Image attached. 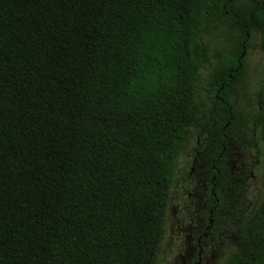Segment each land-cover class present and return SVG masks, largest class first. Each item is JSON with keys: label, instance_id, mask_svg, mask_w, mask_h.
<instances>
[{"label": "trees", "instance_id": "1", "mask_svg": "<svg viewBox=\"0 0 264 264\" xmlns=\"http://www.w3.org/2000/svg\"><path fill=\"white\" fill-rule=\"evenodd\" d=\"M220 37L215 91L264 54V0H0V264H161ZM227 264H264V199Z\"/></svg>", "mask_w": 264, "mask_h": 264}, {"label": "flooded vegetation", "instance_id": "2", "mask_svg": "<svg viewBox=\"0 0 264 264\" xmlns=\"http://www.w3.org/2000/svg\"><path fill=\"white\" fill-rule=\"evenodd\" d=\"M247 76L245 61L235 83L217 91L210 84L212 123L195 143L190 140L187 161L176 169L163 242L166 264H227L264 199V140L256 127L263 75L254 86Z\"/></svg>", "mask_w": 264, "mask_h": 264}, {"label": "rangeland", "instance_id": "3", "mask_svg": "<svg viewBox=\"0 0 264 264\" xmlns=\"http://www.w3.org/2000/svg\"><path fill=\"white\" fill-rule=\"evenodd\" d=\"M259 39L257 38L253 42V46L245 55L246 61V73L248 81L252 86L257 85L260 81L263 71H264V54L258 47ZM209 52H208V60L209 62L206 64L204 68L200 71V78L198 82V97L201 101V104L204 107V110L209 115L210 110L212 109V94L210 92V84H211V77L210 72L211 68L215 66L220 56H227L228 51L230 49V42L227 41L225 38H213L210 39L208 42ZM251 90V89H250ZM193 143L196 142V135L192 137ZM191 147H188L184 150L182 155L179 158V166L182 169L187 161V156L191 152ZM167 242L164 245L163 252L161 255V264H166L167 261Z\"/></svg>", "mask_w": 264, "mask_h": 264}, {"label": "water", "instance_id": "4", "mask_svg": "<svg viewBox=\"0 0 264 264\" xmlns=\"http://www.w3.org/2000/svg\"><path fill=\"white\" fill-rule=\"evenodd\" d=\"M245 54V53H244ZM244 54H243V56H244Z\"/></svg>", "mask_w": 264, "mask_h": 264}]
</instances>
